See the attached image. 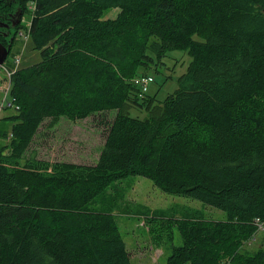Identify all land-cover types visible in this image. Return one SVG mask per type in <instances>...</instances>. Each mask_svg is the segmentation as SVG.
Segmentation results:
<instances>
[{"label":"trees","instance_id":"obj_1","mask_svg":"<svg viewBox=\"0 0 264 264\" xmlns=\"http://www.w3.org/2000/svg\"><path fill=\"white\" fill-rule=\"evenodd\" d=\"M17 10L29 23L15 35L40 60L12 74L17 109L1 117L0 264H132L112 213L93 207L128 177L225 212L162 219L182 239L165 264H264L263 247L243 253L264 227V0H0V20ZM169 50L191 61L159 102L133 80ZM90 116H104L94 165L29 151L44 121Z\"/></svg>","mask_w":264,"mask_h":264},{"label":"rangeland","instance_id":"obj_2","mask_svg":"<svg viewBox=\"0 0 264 264\" xmlns=\"http://www.w3.org/2000/svg\"><path fill=\"white\" fill-rule=\"evenodd\" d=\"M118 12L119 9H112L106 13L105 18H114ZM28 23L26 15L24 24ZM21 31L22 34L19 37L17 35V42L10 50L5 63L7 65L12 61L13 54H20L18 69L40 60L39 52L33 50L27 34L24 30ZM190 61L191 58L186 51L169 50L163 57L162 63L152 66L147 72L153 81L141 90L147 96H155L157 101L162 102L178 88V78L186 72ZM3 77L5 74L0 67V100L5 96L2 91ZM13 109L0 110V127L10 129L11 123L2 122L1 117L9 114ZM128 113L138 119L146 117V112L138 109H131ZM113 115V112L108 113L105 116L106 120L112 119ZM102 118L90 116L74 122L59 118L52 127L48 126L49 120H46L38 129L39 132L34 142H31L29 151H36L37 158L44 161L94 165L104 142ZM5 142L0 139V144ZM93 207L109 210L112 213L132 264H165L167 256L171 255L172 247L182 245L176 227L170 229L173 241L168 240L166 234L169 231L164 229L162 219L177 218L183 212L194 210L199 211L207 220L225 219L224 211L194 199L164 193L151 180L143 177H128L111 184ZM151 217L157 218L155 222L150 220ZM263 233V230L260 231L251 244L244 245V254L253 255L259 248H264V245H261ZM154 235H161V238H155Z\"/></svg>","mask_w":264,"mask_h":264},{"label":"built area","instance_id":"obj_3","mask_svg":"<svg viewBox=\"0 0 264 264\" xmlns=\"http://www.w3.org/2000/svg\"><path fill=\"white\" fill-rule=\"evenodd\" d=\"M22 33L20 32L19 33V36L21 35ZM20 60H21V56L20 54H16L13 56V59L11 62L10 65L9 64H2V70L4 71V74H5V77L4 80H3V92L5 94L4 98L0 100V110L1 109H4V108H14V109H17L16 105L13 104L14 102L10 99V97H8V93L10 90V87H11V76L12 74L17 71L18 69V66H19V63H20ZM153 81V79L150 77V76H142V77H138V78H135L133 80L134 84L136 86H139L140 88L142 87H145V85H148L149 83L151 84V82ZM258 227V231H264V227L262 225L259 224Z\"/></svg>","mask_w":264,"mask_h":264},{"label":"flooded vegetation","instance_id":"obj_4","mask_svg":"<svg viewBox=\"0 0 264 264\" xmlns=\"http://www.w3.org/2000/svg\"><path fill=\"white\" fill-rule=\"evenodd\" d=\"M16 12L19 14L18 18L16 16ZM16 12L9 14L6 18H3V21L0 20V44H2L3 47H9V50L7 51L9 53L14 44L17 42L15 31L18 23L22 22L25 17L23 12L21 13V11L18 10ZM1 17L2 16H0V19Z\"/></svg>","mask_w":264,"mask_h":264},{"label":"water","instance_id":"obj_5","mask_svg":"<svg viewBox=\"0 0 264 264\" xmlns=\"http://www.w3.org/2000/svg\"><path fill=\"white\" fill-rule=\"evenodd\" d=\"M16 16L18 18L19 14L17 13ZM13 26H14V24H13ZM8 50H9V47H3V45L0 44V67L5 62V60L8 56V53H9V52H7Z\"/></svg>","mask_w":264,"mask_h":264},{"label":"bare ground","instance_id":"obj_6","mask_svg":"<svg viewBox=\"0 0 264 264\" xmlns=\"http://www.w3.org/2000/svg\"><path fill=\"white\" fill-rule=\"evenodd\" d=\"M2 67V66H1ZM11 82V81H10Z\"/></svg>","mask_w":264,"mask_h":264}]
</instances>
